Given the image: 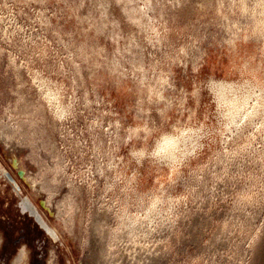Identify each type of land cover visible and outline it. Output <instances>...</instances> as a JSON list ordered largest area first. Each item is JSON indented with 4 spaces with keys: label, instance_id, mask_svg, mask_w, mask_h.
Segmentation results:
<instances>
[{
    "label": "rangeland",
    "instance_id": "rangeland-1",
    "mask_svg": "<svg viewBox=\"0 0 264 264\" xmlns=\"http://www.w3.org/2000/svg\"><path fill=\"white\" fill-rule=\"evenodd\" d=\"M5 173L70 264H264V0H0Z\"/></svg>",
    "mask_w": 264,
    "mask_h": 264
},
{
    "label": "flooded vegetation",
    "instance_id": "flooded-vegetation-1",
    "mask_svg": "<svg viewBox=\"0 0 264 264\" xmlns=\"http://www.w3.org/2000/svg\"><path fill=\"white\" fill-rule=\"evenodd\" d=\"M10 161L23 177L24 170L17 159L13 156ZM4 177V186L0 181V226L9 236L17 232L18 239L11 240L13 246H0V264H70L62 257L66 248L44 246L49 237L47 225L37 217L27 198L18 196L21 188L16 180L7 173ZM20 241L24 246H15Z\"/></svg>",
    "mask_w": 264,
    "mask_h": 264
},
{
    "label": "bare ground",
    "instance_id": "bare-ground-1",
    "mask_svg": "<svg viewBox=\"0 0 264 264\" xmlns=\"http://www.w3.org/2000/svg\"><path fill=\"white\" fill-rule=\"evenodd\" d=\"M219 88H220L219 94L222 95L223 99H226V94L231 89L230 86L227 85ZM227 102L229 104L228 112L232 113L233 115L236 114L237 111L241 108V104L236 99H229ZM176 144H177L176 139L173 138L163 139L159 146L160 153H164V154L172 153L176 147Z\"/></svg>",
    "mask_w": 264,
    "mask_h": 264
}]
</instances>
